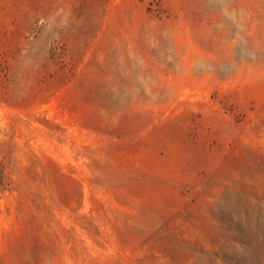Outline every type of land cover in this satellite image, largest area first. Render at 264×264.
<instances>
[{"label":"rangeland","instance_id":"374dc122","mask_svg":"<svg viewBox=\"0 0 264 264\" xmlns=\"http://www.w3.org/2000/svg\"><path fill=\"white\" fill-rule=\"evenodd\" d=\"M0 264H264V0H0Z\"/></svg>","mask_w":264,"mask_h":264}]
</instances>
